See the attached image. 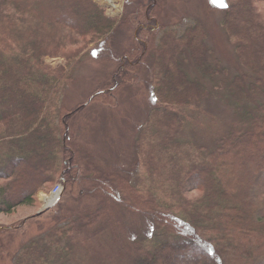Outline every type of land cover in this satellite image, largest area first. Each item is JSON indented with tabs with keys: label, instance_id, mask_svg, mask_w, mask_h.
<instances>
[{
	"label": "trees",
	"instance_id": "16d2710c",
	"mask_svg": "<svg viewBox=\"0 0 264 264\" xmlns=\"http://www.w3.org/2000/svg\"><path fill=\"white\" fill-rule=\"evenodd\" d=\"M160 4L136 0L134 20L129 19L135 23L134 44L119 56L103 88L68 111L57 90L65 73L45 59L73 61L89 45L108 42L127 22L107 17L92 0H0V214L33 205L48 184L61 182L63 196L88 182L87 191L102 194L99 205L73 222L59 219L57 224L72 227L58 225L55 235L82 234L99 223L113 229L119 204L128 215L146 216L157 231L155 238L131 244L139 256L133 264H264V0H223L226 35L251 81L244 87L242 74L228 83L236 122L214 146L195 147L188 159L190 149L177 139L178 111L209 98L208 82L223 70L208 60L198 25L179 34L164 29ZM150 53L157 107L134 145V169L147 174L140 187L131 181L134 171H99L75 143L71 119L98 96L114 95L135 81ZM184 53L201 79L183 70ZM10 230L0 225V264Z\"/></svg>",
	"mask_w": 264,
	"mask_h": 264
},
{
	"label": "rangeland",
	"instance_id": "374dc122",
	"mask_svg": "<svg viewBox=\"0 0 264 264\" xmlns=\"http://www.w3.org/2000/svg\"><path fill=\"white\" fill-rule=\"evenodd\" d=\"M92 1L104 10L107 17L123 19L127 25L118 29L105 44L98 42L89 45L73 61L45 59L48 66L62 68L65 73L66 79L58 84L57 90L61 92L60 101L68 111L85 103L103 88L117 69L119 56L134 44L135 23H129V19L134 20L136 0H111L115 8L101 4L99 0ZM159 20L164 29L177 34L186 26L198 25L206 35L208 60L211 64L217 61L223 70L212 83H219V88H214L208 82L209 98L193 108L177 112L182 118L177 139L182 146L190 149V155H186L188 159L192 158L195 147L214 146L236 122L234 97L230 95L227 85L235 76L245 74L242 80L246 87L251 75L240 66L234 54L233 41L230 42L224 28L225 11L214 0H161ZM151 60L150 53L143 60V66L135 71V81L117 89L114 95L98 96L71 119L75 143L91 155L99 171L121 175L134 171L131 181L140 187L144 186L141 180L145 182L147 178L141 170L134 169V145L150 112L157 107L152 93L155 82H149L155 69ZM179 60L187 75L200 78L186 53ZM233 161L228 160V164L236 163L239 157ZM82 183V186H75L74 192L69 189L55 206L38 216L34 215L48 207L44 200L53 185L44 186L35 195L33 205L19 206L11 214H0V225L12 228L1 264H133L139 256L134 253L131 244L137 239L144 241L155 238L157 231L146 216L141 213L128 215L119 204L115 215L119 214L120 217L115 218L118 225L113 222V229L102 228L99 223L82 234L55 235V227L70 228L71 225H65L67 222L75 221L78 215L89 214L99 205L101 192H94L93 189L87 191L92 184ZM110 217L112 215L109 214L107 218ZM61 218L67 222L57 224Z\"/></svg>",
	"mask_w": 264,
	"mask_h": 264
},
{
	"label": "built area",
	"instance_id": "2783aa9c",
	"mask_svg": "<svg viewBox=\"0 0 264 264\" xmlns=\"http://www.w3.org/2000/svg\"><path fill=\"white\" fill-rule=\"evenodd\" d=\"M62 190V186L60 183L54 185V187L52 188V190L49 193V198L53 201L57 198V196L60 194Z\"/></svg>",
	"mask_w": 264,
	"mask_h": 264
},
{
	"label": "bare ground",
	"instance_id": "6f19581e",
	"mask_svg": "<svg viewBox=\"0 0 264 264\" xmlns=\"http://www.w3.org/2000/svg\"><path fill=\"white\" fill-rule=\"evenodd\" d=\"M99 3L115 8L111 0H99Z\"/></svg>",
	"mask_w": 264,
	"mask_h": 264
},
{
	"label": "snow or ice",
	"instance_id": "6c2138e0",
	"mask_svg": "<svg viewBox=\"0 0 264 264\" xmlns=\"http://www.w3.org/2000/svg\"><path fill=\"white\" fill-rule=\"evenodd\" d=\"M214 2L219 3L221 7H226V5L223 4V0H214Z\"/></svg>",
	"mask_w": 264,
	"mask_h": 264
},
{
	"label": "water",
	"instance_id": "95a60500",
	"mask_svg": "<svg viewBox=\"0 0 264 264\" xmlns=\"http://www.w3.org/2000/svg\"><path fill=\"white\" fill-rule=\"evenodd\" d=\"M46 209H48V208H45V209H43L42 211H39L38 213L35 214V216L40 215V214H41L43 211H45Z\"/></svg>",
	"mask_w": 264,
	"mask_h": 264
}]
</instances>
